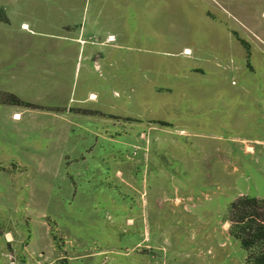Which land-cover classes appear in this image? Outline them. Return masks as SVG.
Returning a JSON list of instances; mask_svg holds the SVG:
<instances>
[{
	"label": "rangeland",
	"instance_id": "obj_1",
	"mask_svg": "<svg viewBox=\"0 0 264 264\" xmlns=\"http://www.w3.org/2000/svg\"><path fill=\"white\" fill-rule=\"evenodd\" d=\"M113 7L0 0V264H244L223 215L264 199V0H125V61L93 62L68 36Z\"/></svg>",
	"mask_w": 264,
	"mask_h": 264
},
{
	"label": "trees",
	"instance_id": "obj_2",
	"mask_svg": "<svg viewBox=\"0 0 264 264\" xmlns=\"http://www.w3.org/2000/svg\"><path fill=\"white\" fill-rule=\"evenodd\" d=\"M238 40L245 46L246 57H249V45L243 39ZM6 95L8 98H0V102L22 103L14 94ZM223 221L229 223V236L237 240L245 252L244 264H264V199L251 195L235 198L227 205Z\"/></svg>",
	"mask_w": 264,
	"mask_h": 264
},
{
	"label": "crops",
	"instance_id": "obj_3",
	"mask_svg": "<svg viewBox=\"0 0 264 264\" xmlns=\"http://www.w3.org/2000/svg\"><path fill=\"white\" fill-rule=\"evenodd\" d=\"M111 1L113 3H121V7L119 9L114 7L106 9V19L110 21H107L105 25L101 26L94 19L91 20L88 25L80 22L78 28H75L72 34H70L71 36H68L72 42L79 45V49L83 42L86 44L87 40L94 43L96 47L90 50L93 62L106 61L114 63L125 61V54L121 53V55H119L118 52V47L125 45V0ZM74 10L76 11V9ZM96 13L100 14L101 12L98 10ZM82 19L83 13L81 12V20ZM21 28L31 31L30 26L25 22L21 23ZM183 47L189 50L191 49L185 45H183ZM191 50L193 53L196 51L194 48ZM19 113L16 112L15 114H18L19 117L16 118L14 115L13 119L15 118V120H18L21 118L22 115Z\"/></svg>",
	"mask_w": 264,
	"mask_h": 264
},
{
	"label": "bare ground",
	"instance_id": "obj_4",
	"mask_svg": "<svg viewBox=\"0 0 264 264\" xmlns=\"http://www.w3.org/2000/svg\"><path fill=\"white\" fill-rule=\"evenodd\" d=\"M189 50V49H188ZM188 50H185L186 53H188L189 51ZM15 117L18 118L19 115L18 114H15Z\"/></svg>",
	"mask_w": 264,
	"mask_h": 264
},
{
	"label": "water",
	"instance_id": "obj_5",
	"mask_svg": "<svg viewBox=\"0 0 264 264\" xmlns=\"http://www.w3.org/2000/svg\"><path fill=\"white\" fill-rule=\"evenodd\" d=\"M22 264V263H21Z\"/></svg>",
	"mask_w": 264,
	"mask_h": 264
}]
</instances>
